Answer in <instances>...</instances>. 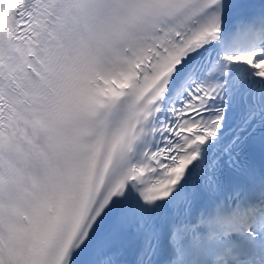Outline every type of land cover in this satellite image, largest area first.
I'll return each instance as SVG.
<instances>
[{
    "label": "snow or ice",
    "instance_id": "snow-or-ice-1",
    "mask_svg": "<svg viewBox=\"0 0 264 264\" xmlns=\"http://www.w3.org/2000/svg\"><path fill=\"white\" fill-rule=\"evenodd\" d=\"M0 264H264V0H0Z\"/></svg>",
    "mask_w": 264,
    "mask_h": 264
}]
</instances>
